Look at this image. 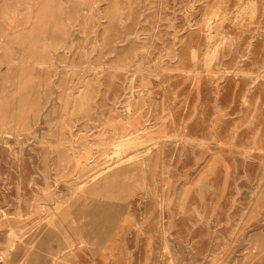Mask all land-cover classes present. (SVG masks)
I'll list each match as a JSON object with an SVG mask.
<instances>
[{"label":"rangeland","instance_id":"374dc122","mask_svg":"<svg viewBox=\"0 0 264 264\" xmlns=\"http://www.w3.org/2000/svg\"><path fill=\"white\" fill-rule=\"evenodd\" d=\"M0 264H264V0H0Z\"/></svg>","mask_w":264,"mask_h":264},{"label":"bare ground","instance_id":"6f19581e","mask_svg":"<svg viewBox=\"0 0 264 264\" xmlns=\"http://www.w3.org/2000/svg\"><path fill=\"white\" fill-rule=\"evenodd\" d=\"M13 232V231H12Z\"/></svg>","mask_w":264,"mask_h":264}]
</instances>
